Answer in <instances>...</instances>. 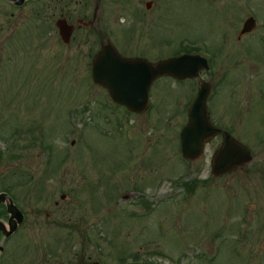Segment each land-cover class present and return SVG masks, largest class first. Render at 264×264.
Wrapping results in <instances>:
<instances>
[{
    "label": "rangeland",
    "instance_id": "obj_1",
    "mask_svg": "<svg viewBox=\"0 0 264 264\" xmlns=\"http://www.w3.org/2000/svg\"><path fill=\"white\" fill-rule=\"evenodd\" d=\"M48 1L0 14V191L28 218L5 264H76L82 252L100 264H264V0H134L133 10L113 12L102 3L101 31L125 53L141 41L164 55L187 39L219 56L201 77L214 85L213 124L254 156L219 179L211 161L220 137L196 162L181 156L197 81L159 79L141 115L113 108L91 81L99 42L82 31L65 46L43 24L63 17L66 0H56L55 16ZM81 1L93 10L95 0ZM252 16L257 28L238 41Z\"/></svg>",
    "mask_w": 264,
    "mask_h": 264
},
{
    "label": "water",
    "instance_id": "obj_2",
    "mask_svg": "<svg viewBox=\"0 0 264 264\" xmlns=\"http://www.w3.org/2000/svg\"><path fill=\"white\" fill-rule=\"evenodd\" d=\"M17 1V0H13ZM25 0L17 2L23 5ZM243 33L250 32L255 22L250 19L245 23ZM58 28L63 40L68 43L72 28L64 21L58 22ZM202 69H208L204 59L199 57H182L152 65L143 60L122 58L110 46H104L92 65V78L96 84L106 87L112 99L130 111L143 113L149 106V90L153 82L161 76H171L177 79L197 78ZM210 86L203 84L198 96L189 110V122L180 135L183 157L188 160L198 159L205 144L221 133L209 119L207 99ZM224 144L215 157L213 173L220 176L231 170L249 164L253 158L251 151L240 145L230 134L224 132ZM9 210L19 218L18 210L10 203Z\"/></svg>",
    "mask_w": 264,
    "mask_h": 264
},
{
    "label": "flooded vegetation",
    "instance_id": "obj_3",
    "mask_svg": "<svg viewBox=\"0 0 264 264\" xmlns=\"http://www.w3.org/2000/svg\"><path fill=\"white\" fill-rule=\"evenodd\" d=\"M43 0H27L26 3H33L34 5L40 4ZM110 1V10H113L114 8H118L119 10L122 11H130L132 9V5L134 0H109ZM55 2L56 0H51L48 1V3L44 6V9L48 10L49 12H52L54 14V9L55 7ZM152 2V1H151ZM73 0H66V12L61 13L63 17L66 20V22L70 25V27H74V36L72 38V43L75 42L76 35L82 31L88 32L92 31L93 36H95L96 41L99 42L100 48L104 43L103 37L101 35V18L100 16L102 15L103 12V7L102 3L103 0H95V5L93 4V10L91 3L88 2H83V1H78L75 2V5L79 7L80 10V15L75 16V12L77 11H71L69 10L70 6L73 4ZM12 10H20L18 8L14 7V3L7 1V0H0V14L6 13V10L10 8ZM85 11V13L82 15V11ZM78 13V12H77ZM90 13H92V17L90 18ZM134 21V20H132ZM134 23V22H133ZM44 27H48V25H51V27H56V21L54 24H47L44 22ZM40 26V24H38ZM50 27V26H49ZM85 30H83L84 28ZM166 48V52L164 55H162L156 46H153L149 44V42H144V43H138L137 45H133V47L130 49L129 52H124L123 56L128 57V58H140V59H146L151 62H160L164 61L166 59L170 58H175L179 57L185 54H192L190 50L185 49L183 46L182 42H179L177 44H170L168 46H164ZM129 50V47L127 48ZM207 53L210 54V56L218 58L219 56H216L214 52L207 48ZM19 209L24 215V222L21 227L27 224V213L23 211V209L19 206ZM34 213V212H33ZM47 217L50 216V213H46ZM9 220V215H8V208L6 204H1L0 205V222L6 223ZM2 231L0 229V238H3L2 236ZM72 260H75L77 263L76 264H87L91 261V258L85 256V252H82L81 254H75L74 258ZM71 260V261H72ZM0 264H1V259H0ZM71 264V262H70Z\"/></svg>",
    "mask_w": 264,
    "mask_h": 264
}]
</instances>
